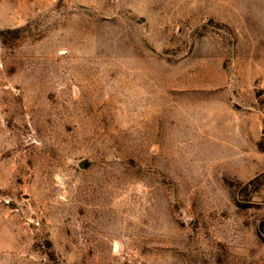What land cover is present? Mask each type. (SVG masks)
<instances>
[{"label":"rangeland","instance_id":"1","mask_svg":"<svg viewBox=\"0 0 264 264\" xmlns=\"http://www.w3.org/2000/svg\"><path fill=\"white\" fill-rule=\"evenodd\" d=\"M0 264H264V0H0Z\"/></svg>","mask_w":264,"mask_h":264}]
</instances>
